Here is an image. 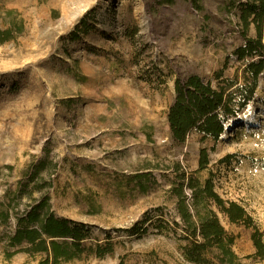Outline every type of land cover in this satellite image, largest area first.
<instances>
[{"label":"rangeland","instance_id":"rangeland-1","mask_svg":"<svg viewBox=\"0 0 264 264\" xmlns=\"http://www.w3.org/2000/svg\"><path fill=\"white\" fill-rule=\"evenodd\" d=\"M237 1L0 0V29L13 35L0 44V264L43 260L5 258L21 247L8 244L18 218L42 202L86 227L83 252L59 264H192L173 226L171 189L182 171L211 179L264 234V71L216 144L195 132L174 141L166 118L175 74L215 85L216 73L231 79L240 68ZM82 18L88 31L69 40ZM202 147L208 164L199 170ZM211 208L240 262L264 264L250 257L253 228ZM156 220L177 234L157 233Z\"/></svg>","mask_w":264,"mask_h":264},{"label":"trees","instance_id":"trees-1","mask_svg":"<svg viewBox=\"0 0 264 264\" xmlns=\"http://www.w3.org/2000/svg\"><path fill=\"white\" fill-rule=\"evenodd\" d=\"M172 3L173 0H159ZM239 14L238 33L242 45L236 47L232 55L240 62L231 79L223 78V71L215 74L217 83L205 81L197 74L173 79L174 100L167 111V124L174 141L183 143L190 133L200 136V141L211 140L216 144L224 133L229 120L239 116L250 100L253 99L261 73L264 71V0H238L232 3ZM253 27L255 36L249 37ZM21 27L18 28V33ZM85 20L82 18L69 34V40H76L86 33ZM13 39L11 29H0V44ZM241 79V81H240ZM227 157H230L228 155ZM208 152L200 148L199 170L206 169ZM178 171V166L175 165ZM171 191L176 198V210L179 222H173L174 228H181L178 239L185 242L180 247L184 260L192 264H243L232 250L234 236L221 226L217 211L227 218L228 223L253 228L251 241L254 254L251 258L264 260V234L257 228L244 208L233 201H224L214 191L211 179L200 182L193 175L182 171ZM190 190L187 198L185 189ZM42 202L21 218L14 235L9 239L10 247H19L6 252L5 258L24 252L29 255L43 254L40 264H59L61 260L77 257L84 250L82 242L87 231L82 224L55 217ZM3 219L7 213H0ZM157 233L175 232L168 223L156 220ZM147 227L137 230L144 232ZM177 234V233H176ZM100 246L96 247V255ZM119 264H123L120 262Z\"/></svg>","mask_w":264,"mask_h":264},{"label":"water","instance_id":"water-1","mask_svg":"<svg viewBox=\"0 0 264 264\" xmlns=\"http://www.w3.org/2000/svg\"><path fill=\"white\" fill-rule=\"evenodd\" d=\"M232 126H234V125H232ZM234 127H235V126H234ZM229 129H230V128H227L226 130L229 131Z\"/></svg>","mask_w":264,"mask_h":264}]
</instances>
